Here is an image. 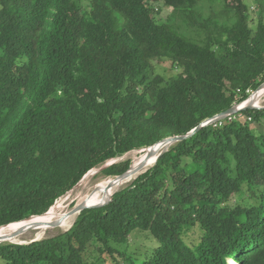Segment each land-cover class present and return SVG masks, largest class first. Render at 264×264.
<instances>
[{
    "label": "trees",
    "instance_id": "1",
    "mask_svg": "<svg viewBox=\"0 0 264 264\" xmlns=\"http://www.w3.org/2000/svg\"><path fill=\"white\" fill-rule=\"evenodd\" d=\"M204 1L0 0V226L45 213L93 168L186 134L264 82V0L254 30L243 0H208L223 22L203 17ZM161 6L172 10L158 21ZM164 60L180 72L158 73ZM255 123L264 108L201 127L68 230L0 243V264H264ZM135 230L153 247L126 256Z\"/></svg>",
    "mask_w": 264,
    "mask_h": 264
},
{
    "label": "rangeland",
    "instance_id": "2",
    "mask_svg": "<svg viewBox=\"0 0 264 264\" xmlns=\"http://www.w3.org/2000/svg\"><path fill=\"white\" fill-rule=\"evenodd\" d=\"M243 1L247 5V12H248V16H249L248 22H249L250 28L252 30H254L256 25H257V20L260 16L259 7L254 2V0H243ZM202 5H203L202 6V15L204 18H213V19L221 21V22L225 21L226 11L224 12V9H223L224 6L222 5L221 2L216 1L215 4H213L212 2L206 0L203 2ZM171 10H172L171 8L161 6L160 12L156 15V19L158 21H163L166 18V16L171 12ZM262 12H263L262 17L264 18V3L262 5ZM156 71L158 73L165 75V76H175L180 72V70L177 69L176 67L172 66L171 62L168 60H164L163 62L157 64L156 65ZM260 100H261L260 105L257 107L262 108V107H264V95L261 97ZM252 126H254L255 129H258L259 131L264 132L263 123H260V124L255 123V124H252ZM146 149H148V148H146ZM146 149L128 151L125 154H123L122 156L118 157L117 158L118 160H116L113 163H120V162L124 163L126 161H130V163H131L135 156L140 155L141 153H144ZM152 165H150L149 167H151ZM102 166L103 165H100L98 167L93 168V171L95 173H93L89 176H88V174L90 172H88L84 176L85 178L83 177L84 179L83 178H82L83 180L81 179L82 181L80 180L79 183H77L65 195L58 198L53 206L66 205L69 203V205L72 207V205H73L72 199L74 198V196L78 192L82 191L83 188L87 187L88 190H90L93 187H95L98 183L104 181V179L113 178L114 176H106L103 173L104 168L100 169ZM236 198L240 199V194L237 195ZM62 231H64V230H62ZM60 232H57L56 234H58ZM33 233L34 232L32 230H30L29 232H23L22 233L23 240H30L31 238L29 236L32 235ZM56 234L46 236V237H51V236H54ZM152 247H153V241L149 238L148 233L143 232V231H139V230H135L130 235L129 249H128V254H126V256L132 255V254L133 255L134 254L141 255L144 252L150 253ZM140 258H142V257H140ZM120 260H121V258H120ZM233 261H234V264H236L235 259H233Z\"/></svg>",
    "mask_w": 264,
    "mask_h": 264
},
{
    "label": "bare ground",
    "instance_id": "3",
    "mask_svg": "<svg viewBox=\"0 0 264 264\" xmlns=\"http://www.w3.org/2000/svg\"><path fill=\"white\" fill-rule=\"evenodd\" d=\"M264 95V87L259 89L257 92L253 93V106H259L260 105V99ZM153 149L149 148L145 150L144 153H141L140 155H137L133 158L131 165L135 166L139 162H141L144 159H149V162L147 165L142 169L145 170L147 169L150 165H152L155 161L156 158V153H152ZM132 158V157H131ZM95 173L94 171H91L89 175ZM136 173L129 179L121 182L119 185H115L113 187L108 188L109 182L112 180V178L104 179V181L98 183L95 187L92 189L88 190V188H83L82 191L78 192L74 198L72 199L73 205L72 207L68 204L66 205H58V206H53L49 209V211L42 215V216H37L35 218L27 219L21 222H16L11 224L7 228H0V238L4 239V241H21L23 240L22 238V233L23 232H29L32 230L34 233L30 235L29 237L36 238V239H42L46 236H50L53 234H56L57 232H60L62 230L68 229L73 222L75 221L77 214H72L65 218L63 221H61L62 217L66 215L74 206H78L79 204L86 203V202H96L98 200H101L105 197H108L111 193H113L115 190L119 189L123 185L127 184L129 180L134 178ZM87 177V176H86ZM85 178V177H84ZM83 178V179H84ZM82 179V180H83ZM81 180V181H82ZM96 200V201H95ZM57 221V225L55 226H45L42 224L45 223H51L53 221ZM36 228H34V227ZM20 228H26L23 230L21 233L12 235L14 232H16ZM1 242V241H0ZM230 260V261H229ZM227 258L228 264H231L233 262V259Z\"/></svg>",
    "mask_w": 264,
    "mask_h": 264
},
{
    "label": "water",
    "instance_id": "4",
    "mask_svg": "<svg viewBox=\"0 0 264 264\" xmlns=\"http://www.w3.org/2000/svg\"><path fill=\"white\" fill-rule=\"evenodd\" d=\"M264 87V82L262 84L259 85V87L253 91V93L257 92L259 89L263 88ZM253 93L249 95V97L243 101L242 103L240 104H236L234 106H232L231 108L223 111V112H220L216 115H214L213 117L211 118H208L206 120H204L203 122H201L198 126H196L194 129H192L191 131L187 132L186 134H182V135H175V136H170V137H166L160 141H158L157 143H155L154 145L148 147L149 148H152L153 149V152L152 153H156V158H155V161L154 163L157 161L158 157L168 149V147L171 145V144H174L175 142H178V141H181V140H184L190 136H192L197 130H199L201 127L211 123V122H214V121H217V120H221V119H224L226 117H229L231 115H233L234 113H237V112H240V111H243V110H247V109H252V108H261V107H257V106H253ZM264 108V107H262ZM146 149V148H145ZM147 150V149H146ZM158 153V154H157ZM116 160H118L117 158H114L108 162H106L105 164H103V166L100 168V169H103L107 166H109L110 164H112L113 162H115ZM149 162V159H144L142 160L141 162H139L137 165L135 166H132L130 165V167L123 173L119 174V175H116L112 178V180L109 182V185H108V188L110 187H113L115 185H119L121 184V182L131 178L135 173V177L144 172L145 170L142 171V169L147 165V163ZM93 171L90 170L89 172ZM88 173V172H87ZM86 173V174H87ZM132 180V179H131ZM129 180V181H131ZM128 181V182H129ZM79 183V182H78ZM118 190V189H117ZM116 191V190H115ZM114 191V192H115ZM113 193H111L108 197H105L101 200H98L96 202H86V203H82V204H79L78 206H74L66 215H64L61 219V221H63L65 218H67L68 216L72 215V214H79L82 210L86 209V208H93V207H98V206H101L103 205L107 199L112 195ZM49 211V210H48ZM48 211H46L45 213L41 214V215H32V216H29L28 218H25L23 220H20V221H16V222H21V221H24V220H27V219H31V218H35L37 216H42L44 214H46ZM16 222H11V223H8V224H4V225H1L0 228H7L9 227L11 224L13 223H16ZM57 221H53L51 223H45V224H42V225H45V226H55L57 225L56 223ZM72 226V225H71ZM70 226V227H71ZM34 227V226H32ZM69 227V228H70ZM36 228V227H34ZM68 228V229H69ZM26 228H20L18 229L16 232H14L12 235H16V234H19L21 233L23 230H25ZM66 229V230H68ZM64 230V231H66ZM63 232V231H61ZM35 240H39V239H36V238H32L30 240H21V241H18V242H15V241H4V239H1L0 238V243L2 242H12V243H20V244H26V243H30V242H33Z\"/></svg>",
    "mask_w": 264,
    "mask_h": 264
},
{
    "label": "clouds",
    "instance_id": "5",
    "mask_svg": "<svg viewBox=\"0 0 264 264\" xmlns=\"http://www.w3.org/2000/svg\"><path fill=\"white\" fill-rule=\"evenodd\" d=\"M255 90H256V89H255ZM255 90H254V91H255ZM252 92H253V91H252ZM252 92H251V93H252ZM251 93H250V94H251ZM217 121H218V120H217ZM117 158H118V157H117ZM85 175H86V174H85ZM227 258H228V260H229L230 258L233 259L232 256H228ZM227 262H228V261H227Z\"/></svg>",
    "mask_w": 264,
    "mask_h": 264
}]
</instances>
